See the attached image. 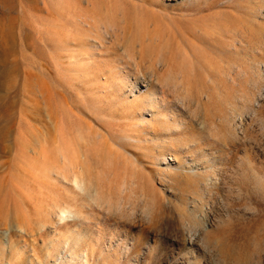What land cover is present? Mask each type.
I'll use <instances>...</instances> for the list:
<instances>
[{"label": "rangeland", "instance_id": "obj_1", "mask_svg": "<svg viewBox=\"0 0 264 264\" xmlns=\"http://www.w3.org/2000/svg\"><path fill=\"white\" fill-rule=\"evenodd\" d=\"M253 164L264 0H0V264H63L75 227L85 264H264ZM202 214L206 252L185 255L172 238Z\"/></svg>", "mask_w": 264, "mask_h": 264}, {"label": "bare ground", "instance_id": "obj_2", "mask_svg": "<svg viewBox=\"0 0 264 264\" xmlns=\"http://www.w3.org/2000/svg\"><path fill=\"white\" fill-rule=\"evenodd\" d=\"M239 24V23H238ZM242 25V24H241ZM243 27V26H242ZM244 28V27H243ZM238 29V28H237ZM242 29V28H241ZM240 29V30H241ZM249 31H250V29H249ZM244 32V31H243ZM253 33V32H252ZM241 34H243V33H241ZM246 35V34H245ZM256 35V34H255ZM236 39V38H235ZM248 41V40H247ZM232 42V41H231ZM235 42V41H234ZM249 42V41H248ZM235 45V44H234ZM254 45V44H253ZM256 45V44H255ZM232 46V45H231ZM238 46V45H237ZM248 46V45H247ZM246 46V47H247ZM250 46V45H249ZM234 47V46H233ZM235 49H236V47H234ZM233 53V52H232ZM209 59V58H208ZM243 59V58H242ZM240 60V59H239ZM242 61V60H241ZM208 62H209V60H208ZM246 62V61H245ZM213 63V62H212ZM217 63V62H216ZM230 63H232V62H230ZM229 63V64H230ZM209 64H211L210 62H209ZM208 64V65H209ZM228 64V65H229ZM245 64V63H244ZM212 65V64H211ZM215 65V64H214ZM234 65V64H233ZM251 65V64H250ZM207 66V65H206ZM216 66V65H215ZM218 66V65H217ZM226 66V65H225ZM239 66V65H238ZM213 67V66H212ZM221 67V66H220ZM245 67V66H244ZM248 67V66H247ZM208 68H210V67H208ZM250 68V67H249ZM221 69V68H220ZM236 69H237V67H236ZM214 70V69H213ZM225 70V69H224ZM246 70V69H245ZM249 70V69H248ZM226 71V70H225ZM240 71V70H239ZM238 71V72H239ZM243 71V70H242ZM241 71V72H242ZM222 73V72H221ZM223 74V73H222ZM230 74V73H229ZM242 74V73H241ZM247 74V73H246ZM216 75V74H215ZM226 75V74H225ZM231 75V74H230ZM220 77V76H219ZM233 77V76H232ZM235 77V76H234ZM217 78V77H216ZM234 79V78H233ZM242 80V79H241ZM209 81V80H208ZM220 81V80H219ZM238 81V80H237ZM238 84V83H237ZM238 86V85H237ZM175 89V88H174ZM173 90V89H172ZM243 91V90H242ZM242 93V92H241ZM156 93L155 92H151L150 93V96L153 98V99H155L156 98ZM190 98H191V96H190ZM153 99H150L151 101L153 100ZM184 98H182V100H183ZM186 99V98H185ZM188 99V98H187ZM241 99V98H240ZM247 99V98H246ZM178 100V99H177ZM189 100V99H188ZM190 101V100H189ZM246 101V100H245ZM241 102V101H240ZM243 102V101H242ZM182 103V102H181ZM244 103V102H243ZM206 104V103H205ZM241 117V116H240ZM242 118V117H241ZM243 120V119H242ZM205 122V121H204ZM233 122V121H232ZM235 122V121H234ZM242 123H243V121H242ZM233 124V123H232ZM239 124V123H238ZM234 125V124H233ZM235 126V125H234ZM241 126V125H240ZM237 131V130H236ZM241 138V137H240ZM227 146V145H226ZM251 169L253 170V171H255L260 177H264V167H259V166H256V165H251ZM71 170H73V169H71ZM71 172V171H70ZM70 172H68V173H70ZM219 172V171H218ZM66 174V173H65ZM60 175H62V177L64 178V179H66L68 182H70L72 185H73V187L75 188V189H77L79 192H81L82 193V196H84L83 194L84 193H88V194H90L91 195V197H93V199H97L96 197H95V192H96V194L98 193V191H96L97 189H96V187H95V189H93V187H91V185L88 183V182H85L84 181V178H83V176H82V172H81V170H79V171H73L71 174H70V176H66V175H64V173L62 172ZM174 175V174H173ZM196 175V174H195ZM224 176V175H223ZM221 177H222V175H221ZM62 178V179H63ZM205 178V177H204ZM214 178V177H213ZM217 178V177H216ZM223 178V177H222ZM222 178H220V180H222ZM206 179V178H205ZM203 180V179H202ZM205 182V181H204ZM86 183H87V185H86ZM219 183V182H218ZM88 184L90 185V186H88ZM206 185L207 184H209V185H207V186H216L217 185V183L216 182H214V180L213 181H211V178L208 176L207 177V183H205ZM126 189V188H125ZM212 190V189H211ZM80 194V193H79ZM98 195V194H97ZM86 196V195H85ZM88 196V195H87ZM101 196V195H100ZM90 197V196H89ZM88 197V198H89ZM102 197V196H101ZM98 198H100V197H98ZM125 199H127V197L125 196L124 197ZM92 199V200H93ZM92 200H91V202H92ZM98 200V199H97ZM103 201H104V199H102ZM101 200V201H102ZM94 201V200H93ZM106 201V200H105ZM124 201V200H123ZM127 201V200H126ZM131 201V200H130ZM95 202V204H96V206L98 205V203H96L97 201H94ZM98 202H100V200L98 201ZM102 203V202H101ZM108 203H110V202H108ZM115 203V202H114ZM127 203V202H126ZM56 204H57V202L55 203V210H56V212H57V214H58V216H59V218L58 219H61V220H67V222H68V220H70L71 221V223H70V225H76V226H78L79 224H81V222H84V221H86V220H89L91 217L90 216H86V214L84 215L83 214V212L81 213V212H78V211H76L75 209V211L74 212H72L70 209H69V207H67V206H62L63 204H61V206H56ZM104 204V203H103ZM106 204V206H107V209L109 208V206L111 205H107V203H105ZM132 204V203H131ZM60 205V204H59ZM70 205H72V204H70ZM102 205V204H101ZM95 206V205H94ZM99 206V205H98ZM103 206H105V205H103ZM102 206V207H103ZM112 206H114V205H112ZM121 206V205H120ZM120 206L118 207L119 209H120ZM131 206V205H130ZM122 207H124V205L123 206H121V208ZM145 207V206H144ZM131 208V207H130ZM79 209V208H78ZM82 209V208H81ZM100 209V208H99ZM110 209V208H109ZM123 209V208H122ZM116 210V209H115ZM127 210H129V209H127ZM132 210V209H131ZM80 211V210H79ZM119 211V210H118ZM122 211V210H121ZM54 212V211H53ZM55 212V213H56ZM194 212V211H193ZM119 213V212H118ZM91 214V213H90ZM125 214H127V211H126V213ZM190 214V213H189ZM201 214V213H200ZM24 215H26V214H24ZM56 216V215H55ZM203 214H202V216L200 217V219L198 220V221H200L201 222V220L203 219ZM125 217H126V215H125ZM129 217V216H128ZM198 217V218H199ZM99 218V217H98ZM197 218V219H198ZM102 219V218H101ZM127 219V218H126ZM191 219V218H190ZM194 219V218H193ZM132 220V219H131ZM27 221H29V220H27ZM203 221V220H202ZM129 222V221H128ZM193 222V221H192ZM191 222V223H192ZM200 222L197 224V228L195 227V231H193V232H190V233H184L183 234V237H182V239H177V238H172V239H174V240H176L177 242H178V244L179 245H183V249H184V254L185 255H194L193 254V252L195 251V249H200V250H204L205 251V249H204V242H203V244H202V237H201V234H202V236H203V238L207 235H205V232H206V230H204L203 228L205 227L204 226V222H201V224H200ZM195 223H196V221H195ZM30 225V224H29ZM41 225V224H40ZM203 226V227H202ZM100 227V226H99ZM101 228V227H100ZM19 229L20 230H23V227H21V226H19ZM73 229V228H72ZM68 230V229H67ZM70 230V229H69ZM205 232H204V231ZM99 231V230H98ZM202 231H203V233H202ZM208 231V230H207ZM22 232V231H21ZM31 232V231H30ZM29 233V232H28ZM69 233V234H68ZM67 234L68 235H70L71 237H72V241H73V245H74V249L77 247L78 248V246H79V244H82V241H83V236H82V232H80V231H78L77 230V227H75L73 230H70L69 232H68ZM208 233V232H207ZM99 234V233H98ZM205 235V236H204ZM211 235V234H210ZM99 236V235H98ZM91 237V236H90ZM207 237H209L208 235H207ZM66 238H67V236H66ZM92 238V237H91ZM97 238V237H96ZM213 238V237H212ZM68 239V238H67ZM206 240V239H205ZM210 240H212V239H210ZM96 242H98V239H96L95 240ZM207 242H208V240H207ZM68 243H69V241L68 240H66V241H64V245H68ZM186 244V245H185ZM209 244H210V242H209ZM223 244V243H222ZM206 247V246H205ZM209 247V246H208ZM91 248V247H90ZM73 249V251H71L70 253H65L64 255H60L61 253H62V251H60L59 253H58V255H57V258H56V260H55V262L57 261V259H58V257L60 258V260H62V262H63V264H85V262H87L88 261V253H87V251L86 250H84V248H83V250H81V249H77V250H74ZM2 251V250H1ZM9 252L11 253V249L9 248ZM206 252V251H205ZM2 253V252H1ZM2 256V255H1ZM185 257V256H184ZM82 261V263H80ZM54 262V263H55ZM31 264H35V263H32V262H30ZM6 264H11V261L9 260V261H7L6 262ZM36 264H41V263H36ZM87 264V263H86Z\"/></svg>", "mask_w": 264, "mask_h": 264}]
</instances>
